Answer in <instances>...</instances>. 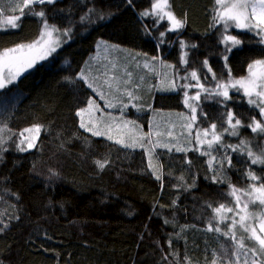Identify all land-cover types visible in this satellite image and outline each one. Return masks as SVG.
<instances>
[{
    "label": "trees",
    "instance_id": "trees-1",
    "mask_svg": "<svg viewBox=\"0 0 264 264\" xmlns=\"http://www.w3.org/2000/svg\"><path fill=\"white\" fill-rule=\"evenodd\" d=\"M170 2L178 18L187 14L185 27L176 32H167V20L157 23L151 16L140 17L151 8L152 0H56L37 6V10L44 9L50 25L70 32L67 37L55 33L62 40L59 47L15 83L0 89V126L7 125L14 133L41 126L34 149L20 151L15 147L17 135H12L3 145L10 148L0 151L2 264H187L189 260L191 264H211L214 254L224 255L221 245L230 256L236 251L228 238L205 231L213 215L208 205L229 204L228 183L237 187L251 183L245 176L249 166L264 180V165H251L246 155L229 149L232 167H226L214 183L210 157L199 151L157 148L156 163L149 167L145 150L125 148L80 127L77 112L95 94L79 75L100 40L159 57L175 66L176 79L197 70L201 82L212 87L215 81L203 66L204 60L217 78L230 79L222 58L223 25L212 19L214 0ZM6 5L7 0L0 4V24H6L0 25V50L37 40L43 31L40 18L24 9L19 27L13 29L7 17L19 15V9L8 10ZM161 32L166 35L161 37ZM230 32L243 42L228 58L231 78H240L247 75L250 63L264 59V43L248 31L232 28ZM181 41L189 47L182 48ZM185 52L187 65L182 64ZM205 74L207 81L203 80ZM229 94L232 99L223 103H217L221 97L201 100L206 118L200 113V127L215 123L220 131L225 105L245 125L251 116L260 119L242 92L230 90ZM153 106L183 112V92L157 93ZM148 121L146 115V128ZM239 131V136L225 133L223 140L231 144L251 141L254 152L258 146L264 147V136L248 127ZM105 160L101 170L96 161ZM221 178L224 183L219 182ZM260 209L258 203L249 205L250 212ZM247 259L252 264L256 257L249 252ZM244 260L241 250L240 264Z\"/></svg>",
    "mask_w": 264,
    "mask_h": 264
},
{
    "label": "snow or ice",
    "instance_id": "snow-or-ice-1",
    "mask_svg": "<svg viewBox=\"0 0 264 264\" xmlns=\"http://www.w3.org/2000/svg\"><path fill=\"white\" fill-rule=\"evenodd\" d=\"M56 0H21L20 3H16V0H7V8L12 11L19 9V15L8 16L7 24L11 28L15 29L19 27L17 21L21 20L25 15L24 9H28V15L39 17L42 25L43 31L41 32L39 38L31 43L24 44L19 43L14 47L6 48L0 50V89H5L8 85L15 83L17 79L28 69L33 68L38 60L46 59L49 54L54 52L56 48L60 45V37L57 36L53 40L54 33H60L62 36H69L70 29L57 28L55 25H50L46 18V13L43 8L37 10V6L54 4ZM132 0H128L131 3ZM4 0H0V4H3ZM213 9V22L214 24L223 25L222 39L221 43L225 45V53L223 54V60L225 62L224 66L228 70V75L230 79L224 80L222 78H217V74L213 71L212 67L208 64L207 60H204L203 66L207 67L208 73H211V80L215 81L212 87H206L205 83L201 82V75L198 74L197 70L189 71L185 76L180 77L184 81H195V83H182L177 85L176 83V73L173 72L171 79H167L166 83L168 88L166 90H184V104L189 109V114L185 115L183 113L178 114L183 120L187 121L182 127L187 131V140L189 145L195 142V147L184 148L176 147V151H199L201 155L209 156V167L213 171L214 175L211 177L212 181L215 183L218 181L220 173L223 172L226 167H232V157L229 154V149L233 153L246 155L250 160L251 165H264V147H259L256 152L252 150L251 141L241 139L237 144L227 143L223 140V136L227 133L230 136H239V129L242 127H248L253 133H259L264 136V59H257L250 63L247 67V75L240 78H231V68L228 66L229 54L232 52L233 48L239 47L243 42L237 36L232 35L230 29L236 28L243 31H248L260 38L259 42L264 43V0H214ZM140 17L151 16L157 23L167 20L169 22V27L167 32H176L185 27L187 23V14L182 18H178L174 11L172 10V5L170 0H152L151 8L141 12ZM101 19L104 17L101 16ZM166 32H161L160 36L163 37ZM163 42V41H161ZM102 44L104 42H101ZM106 47H109L106 45ZM113 49H118V46H110ZM181 47H189L181 41ZM195 48L196 45H191ZM124 51V50H121ZM133 58L139 53L131 54ZM188 53L185 52L182 56V62L187 65ZM153 61L159 60V57H151ZM166 69H174V65L165 64L160 61ZM139 66V65H137ZM118 62H109V66H106L100 76H94L89 80V78L82 71L79 75V79L84 80L87 83L88 88L92 89L100 97L101 100L105 101V108L116 107L119 104L120 111L123 113L125 109L128 108V103H125L122 97H128L129 101L138 100L140 97L134 95L133 90H129L128 85L131 83L132 73L127 71L125 68L123 74L119 72ZM145 68L150 67L148 63L144 64ZM154 70L155 65L151 66ZM109 73H112L109 75ZM103 79V86H107L109 89L107 97L104 91L97 87L96 81ZM127 77V78H125ZM143 80V77L140 78ZM203 80H209L208 75L203 76ZM139 87V85H137ZM192 88L198 89V91L189 95V91ZM230 90H235L236 92H242L243 96L247 98V104L252 106L254 109L258 110L260 119L256 116H251L249 122L245 125L241 118L236 116L231 109H227L222 113L221 119V130L217 131V125L215 123H210L207 128L200 127L198 123L197 112L200 111L201 115L205 116L200 109L201 95H204V99H211L213 97H221L222 100H217V103H223V101H228L232 99L229 94ZM110 97V99L108 98ZM191 101V102H190ZM132 107H137V105L132 104ZM98 110L102 114L104 109H101L98 104L93 100L88 101L87 108H83L77 112V115L81 117L80 127L84 128L86 131L91 132L93 136H106L107 139L112 140L113 135L111 134L114 130L117 132L119 138L115 140L116 143L121 144L125 148H133L137 145L145 147L146 145L143 141L147 137H151L152 133L136 135L134 128L139 126L135 124V121L123 120L122 125H114L111 121H105L101 117H96L94 111ZM88 114L87 123L84 121V115ZM226 124L228 127H223ZM101 125L103 127L101 128ZM132 125L134 128H130ZM196 131L193 133V129ZM7 129V125L0 126V151H6L7 149L3 147L6 140L4 139V133ZM9 138L12 135H18L21 137L17 147L20 151H26L35 147V140L41 131V126H33L30 128H25L19 133L11 132ZM28 133L29 135H25ZM156 136H160L161 133L156 132ZM167 135L171 136L172 133L169 132ZM181 135H184L182 132ZM209 136L211 137L209 139ZM149 144L154 147H165L169 151H172V146L168 143H163L159 140L153 142L148 140ZM26 145V146H25ZM204 145H207L204 148ZM151 152V149H149ZM213 152L216 155H213ZM191 163V161H186ZM98 167L103 170L106 166L107 160L104 162L96 161ZM149 167H153L151 163V158L149 161ZM53 175H57L53 173ZM246 178L251 181L244 187H237L236 185L228 183L229 192L228 195L232 197V201L229 204L221 203L216 207H212L211 204L208 205L212 208V217L208 222L205 231L215 232L220 234V236L228 238L231 240L236 248V251L230 256L228 249L223 248L224 255L217 256L214 254L211 264H219L221 259L224 260V264H240V251L243 250L245 260L244 264H248V253L251 252L254 257L264 258V180L261 176H258L255 171L249 168L245 172ZM157 179H162L160 175H157ZM181 179H183L181 177ZM220 183H224V179H219ZM247 198V199H245ZM175 203V202H174ZM259 204L261 206L260 212H250V204ZM231 214V215H229ZM238 217V219H237ZM168 221H165L167 223ZM3 224V221H0ZM224 225V227H220ZM7 228L8 225L4 224ZM239 229V232L237 231ZM247 241V243H246ZM171 246V242H169ZM235 257V259L232 258ZM2 264V261H0ZM187 264H191V261H187ZM252 264H264V259H253Z\"/></svg>",
    "mask_w": 264,
    "mask_h": 264
},
{
    "label": "rangeland",
    "instance_id": "rangeland-1",
    "mask_svg": "<svg viewBox=\"0 0 264 264\" xmlns=\"http://www.w3.org/2000/svg\"><path fill=\"white\" fill-rule=\"evenodd\" d=\"M8 10H11V9H8ZM2 19L3 17L0 16V20ZM0 25H6V24L2 23ZM56 34L55 33L53 34V40H55ZM101 42H104V43L102 44ZM106 45L109 47H106ZM110 46H118V45H115L111 42L100 40L97 46V51L89 58V60L83 66L81 72L83 71L85 75L89 78V80H91V78L94 76H100L103 70L105 69V67L109 66V62H118L120 66L119 72L121 75L123 74V71L125 68L127 69V71L132 73L131 83L128 85V88L129 90H133L134 95H138L140 99L129 101L128 97L126 96L122 97L124 102L128 103L129 105L128 108L125 109L122 113L120 111L121 106L119 104H117L116 107L105 108V101L101 100L100 97L96 94V92H94L91 89L95 94V97H93L92 100L95 101V103L98 104L101 109H104L103 114L100 111L95 110L94 115L96 117H101L105 121H111L114 125H117V124L122 125L123 120L135 121V124L138 125L139 127L134 128V126L132 125H130L129 127L134 128V132L136 135L152 133L151 137H147L143 141V143L146 145L145 147H141L139 145H137L136 147H133L134 149L145 150L149 161L151 158L152 164L156 163V159L154 156V150L157 148H165V147H154L152 144L148 143L149 139L153 142L159 140L161 144L168 143L170 146H172V148H175V149L176 147H181V146L184 148L195 147L194 141L192 145L188 144L187 140L189 138L187 137V131L182 127V125L184 123H187V121L183 120L182 117L178 115L181 113L185 115L189 114V109L184 104V96H183V104L185 107V111L183 112L164 111L161 109H155L153 106V100L157 93L164 94V93L184 91V90H177V91L166 90L168 88L166 81L167 79H171L174 71L172 69L169 70V69L164 68L163 65L160 63V60L153 61L150 59L151 57L147 55L126 49L121 46H118V49H113ZM121 50H124V51H121ZM129 53L133 55L136 53H139L140 55H136L133 58V56L129 55ZM39 61L41 60H38L37 63ZM145 63H148L150 67L145 68L144 67ZM165 64H168V63H165ZM182 64L184 65V63ZM152 65H155L154 70L151 67ZM111 74L112 73H109V75ZM141 77H143V80L140 79ZM180 77L181 76H179L176 79L177 85L182 84V83H193V81L185 82L184 80L180 79ZM103 79L104 77H101L100 80L95 82L97 87H100L101 85H103ZM137 85H139V87H137ZM100 90L104 91L107 97V93L109 91L107 86L100 87ZM195 90L196 88H192L188 90L189 95L191 96L195 94L197 92ZM108 98L110 99V97ZM203 98H204V95L202 94L201 100ZM132 104L137 105V107H132ZM146 115H148V120H149L147 128L145 126V123L143 122V118H145ZM199 115H200V112L198 111L197 112L198 120H199ZM174 117H177V119L174 120ZM80 121H81V117H80ZM84 121L86 123L88 121L87 113L84 115ZM102 127L103 125H101V128ZM82 129L85 130L84 128ZM192 131L194 133L196 129L194 128ZM156 132L161 133V135L156 136L155 135ZM169 132L172 133L171 136L167 135V133ZM182 132L184 133V135H181ZM88 133L92 134L91 132H88ZM111 134L113 135V139L111 141L116 143L115 140L119 138L117 132L114 130ZM25 135H29V134L25 133ZM40 135H41V131L38 135V138L35 140V146L37 145L39 141ZM98 137L106 138V136H98ZM210 138L211 137L209 136V139ZM4 139L6 140V143L4 144L7 145L9 141V136L6 133H4ZM20 139L21 137L17 135L16 137L17 144ZM118 145H121V144H118ZM15 147L18 149L17 145ZM205 147H207V145H204V148ZM5 148L8 150L10 147L6 146ZM32 149H34V147L28 150H32ZM149 149H151V152H149ZM256 259L260 260L264 258L256 257Z\"/></svg>",
    "mask_w": 264,
    "mask_h": 264
}]
</instances>
